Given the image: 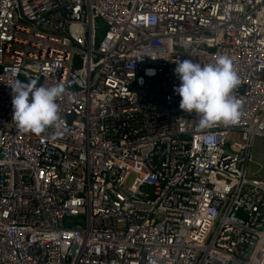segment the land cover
Returning <instances> with one entry per match:
<instances>
[{
    "label": "built area",
    "instance_id": "obj_1",
    "mask_svg": "<svg viewBox=\"0 0 264 264\" xmlns=\"http://www.w3.org/2000/svg\"><path fill=\"white\" fill-rule=\"evenodd\" d=\"M219 56L239 117L198 128L173 69ZM16 79L63 86L55 126H15ZM255 137L264 0H0V264H264Z\"/></svg>",
    "mask_w": 264,
    "mask_h": 264
},
{
    "label": "clouds",
    "instance_id": "obj_2",
    "mask_svg": "<svg viewBox=\"0 0 264 264\" xmlns=\"http://www.w3.org/2000/svg\"><path fill=\"white\" fill-rule=\"evenodd\" d=\"M138 58H142L141 55ZM173 71L179 80L173 89L180 98L178 107L199 117L198 128L237 122L238 105L230 93L240 80L227 56H219L214 63L205 65L184 59L176 62ZM148 74H153L152 70H148ZM8 86L11 90V120L19 130L40 134L56 125V101L64 91L62 85L45 87L38 85L36 80L24 82L16 79Z\"/></svg>",
    "mask_w": 264,
    "mask_h": 264
},
{
    "label": "rangeland",
    "instance_id": "obj_3",
    "mask_svg": "<svg viewBox=\"0 0 264 264\" xmlns=\"http://www.w3.org/2000/svg\"><path fill=\"white\" fill-rule=\"evenodd\" d=\"M248 172H256V176H264V137L254 139L253 162L249 163Z\"/></svg>",
    "mask_w": 264,
    "mask_h": 264
}]
</instances>
